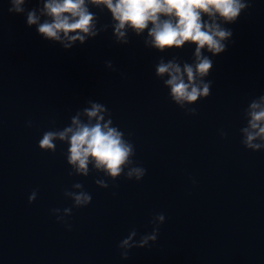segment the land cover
<instances>
[{
	"label": "water",
	"instance_id": "water-1",
	"mask_svg": "<svg viewBox=\"0 0 264 264\" xmlns=\"http://www.w3.org/2000/svg\"><path fill=\"white\" fill-rule=\"evenodd\" d=\"M210 0H0V264L99 172Z\"/></svg>",
	"mask_w": 264,
	"mask_h": 264
}]
</instances>
